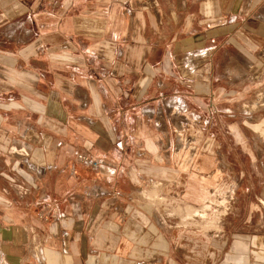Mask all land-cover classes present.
I'll return each mask as SVG.
<instances>
[{
	"label": "crops",
	"instance_id": "0c3cea01",
	"mask_svg": "<svg viewBox=\"0 0 264 264\" xmlns=\"http://www.w3.org/2000/svg\"><path fill=\"white\" fill-rule=\"evenodd\" d=\"M263 204L264 0H0V264H264Z\"/></svg>",
	"mask_w": 264,
	"mask_h": 264
},
{
	"label": "rangeland",
	"instance_id": "374dc122",
	"mask_svg": "<svg viewBox=\"0 0 264 264\" xmlns=\"http://www.w3.org/2000/svg\"><path fill=\"white\" fill-rule=\"evenodd\" d=\"M234 192V187H226L224 190L217 191L209 202L194 210L199 212L198 215H195V217L188 216L190 214L184 216L183 225L185 228L189 226L191 228L192 224L198 231L201 240L220 246L225 238V221L230 216L237 202ZM170 212L173 214H170ZM174 212V210L169 211V219L175 217Z\"/></svg>",
	"mask_w": 264,
	"mask_h": 264
},
{
	"label": "built area",
	"instance_id": "2783aa9c",
	"mask_svg": "<svg viewBox=\"0 0 264 264\" xmlns=\"http://www.w3.org/2000/svg\"><path fill=\"white\" fill-rule=\"evenodd\" d=\"M77 160L84 166L90 167L91 169H97L98 167V162H95L86 156L77 155Z\"/></svg>",
	"mask_w": 264,
	"mask_h": 264
}]
</instances>
